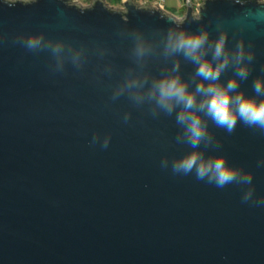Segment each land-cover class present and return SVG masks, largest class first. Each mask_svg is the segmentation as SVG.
Returning a JSON list of instances; mask_svg holds the SVG:
<instances>
[{
  "label": "water",
  "instance_id": "95a60500",
  "mask_svg": "<svg viewBox=\"0 0 264 264\" xmlns=\"http://www.w3.org/2000/svg\"><path fill=\"white\" fill-rule=\"evenodd\" d=\"M200 33L209 60L224 38L220 82L242 52L238 91L264 99L260 0H188L180 18L135 0H0V264H264V128L200 112L193 148L181 106L152 95L171 76L195 90L197 65L168 46ZM193 151L251 182L174 171Z\"/></svg>",
  "mask_w": 264,
  "mask_h": 264
},
{
  "label": "clouds",
  "instance_id": "9594fccd",
  "mask_svg": "<svg viewBox=\"0 0 264 264\" xmlns=\"http://www.w3.org/2000/svg\"><path fill=\"white\" fill-rule=\"evenodd\" d=\"M264 5V0H260ZM207 41V34H180L170 41L169 50L182 52L183 55L197 65L195 75L199 83L195 90H189L188 83L179 76L165 77L153 85L156 103L167 113L171 114L177 106L181 110L176 115V120L185 128V135L193 148L207 135L206 125L202 122L200 112H203L218 126L232 132L237 120L249 126L264 128V99L257 101L255 96L245 95L238 91L239 81L246 80L249 76L247 64L243 60L242 52L236 56L238 62L235 75L226 84L220 82L222 72L229 64V56L225 52L224 38L221 37L215 44L213 60L206 59L201 51ZM30 47H36L40 38L32 37ZM143 52V49H139ZM250 59V58H249ZM257 95H264V79H256L253 84ZM198 96L200 99L198 100ZM103 147H107L105 141ZM195 169L197 179L208 178L218 187H224L238 179L250 183L251 177H241L237 169L229 167L223 157L214 160H204L200 153L193 151L173 164L174 171L183 170L185 174Z\"/></svg>",
  "mask_w": 264,
  "mask_h": 264
},
{
  "label": "crops",
  "instance_id": "0c3cea01",
  "mask_svg": "<svg viewBox=\"0 0 264 264\" xmlns=\"http://www.w3.org/2000/svg\"><path fill=\"white\" fill-rule=\"evenodd\" d=\"M79 3L83 5H87L90 3V0H77ZM107 4L113 7H119L121 6V3L123 0H105ZM138 3H151L153 5H157V0H135ZM194 2H199L201 0H193ZM164 10L167 12L175 15L176 17L183 16L185 12V3L182 0H163L161 3ZM178 13H177V12Z\"/></svg>",
  "mask_w": 264,
  "mask_h": 264
},
{
  "label": "built area",
  "instance_id": "2783aa9c",
  "mask_svg": "<svg viewBox=\"0 0 264 264\" xmlns=\"http://www.w3.org/2000/svg\"><path fill=\"white\" fill-rule=\"evenodd\" d=\"M162 1L163 0H157V5H155V6L160 7V8H163L162 5H161ZM183 1H184L185 5H186V3H187L188 0H183ZM189 2H193L195 4H198L200 1L199 2H194L193 0H189Z\"/></svg>",
  "mask_w": 264,
  "mask_h": 264
},
{
  "label": "rangeland",
  "instance_id": "374dc122",
  "mask_svg": "<svg viewBox=\"0 0 264 264\" xmlns=\"http://www.w3.org/2000/svg\"><path fill=\"white\" fill-rule=\"evenodd\" d=\"M177 12V11H176ZM178 13V12H177Z\"/></svg>",
  "mask_w": 264,
  "mask_h": 264
},
{
  "label": "trees",
  "instance_id": "16d2710c",
  "mask_svg": "<svg viewBox=\"0 0 264 264\" xmlns=\"http://www.w3.org/2000/svg\"><path fill=\"white\" fill-rule=\"evenodd\" d=\"M183 1V0H182Z\"/></svg>",
  "mask_w": 264,
  "mask_h": 264
}]
</instances>
